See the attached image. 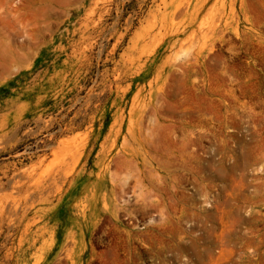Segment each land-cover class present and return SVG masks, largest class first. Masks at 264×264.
<instances>
[{
	"label": "rangeland",
	"instance_id": "obj_1",
	"mask_svg": "<svg viewBox=\"0 0 264 264\" xmlns=\"http://www.w3.org/2000/svg\"><path fill=\"white\" fill-rule=\"evenodd\" d=\"M0 264H264V0H0Z\"/></svg>",
	"mask_w": 264,
	"mask_h": 264
}]
</instances>
